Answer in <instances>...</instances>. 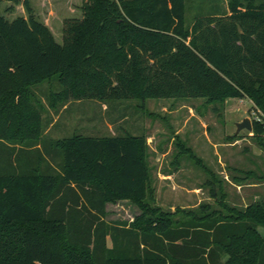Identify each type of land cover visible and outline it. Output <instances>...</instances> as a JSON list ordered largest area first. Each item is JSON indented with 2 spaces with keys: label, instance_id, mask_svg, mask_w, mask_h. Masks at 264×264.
I'll return each instance as SVG.
<instances>
[{
  "label": "trees",
  "instance_id": "obj_1",
  "mask_svg": "<svg viewBox=\"0 0 264 264\" xmlns=\"http://www.w3.org/2000/svg\"><path fill=\"white\" fill-rule=\"evenodd\" d=\"M3 1L27 16L7 19ZM80 9L58 43L29 0H0V264H264V197L164 210L153 204L144 133L46 138L40 98L56 109L246 96L264 149V1L228 0L190 21L187 0H82ZM120 200L139 213L107 220L106 205Z\"/></svg>",
  "mask_w": 264,
  "mask_h": 264
},
{
  "label": "rangeland",
  "instance_id": "obj_2",
  "mask_svg": "<svg viewBox=\"0 0 264 264\" xmlns=\"http://www.w3.org/2000/svg\"><path fill=\"white\" fill-rule=\"evenodd\" d=\"M29 2L34 16L48 26L58 43L62 41L63 20L81 17L82 0ZM227 2L187 0V20L216 6L227 9ZM10 6L7 1L1 3V13L7 19L27 16L22 4ZM40 98L46 138L57 140L73 133L112 136L125 130L144 133L150 146L147 161L153 204L164 210H197L205 203L217 208L220 200L243 208L264 197V149L252 129L237 131L243 118L252 122L260 114L246 96L226 98L222 103L192 97L148 98L143 103L136 99L70 100L56 109L49 108L42 95ZM181 141L194 156L180 151ZM106 209L109 221H130L140 211L129 200L108 203ZM259 230L264 233L263 227Z\"/></svg>",
  "mask_w": 264,
  "mask_h": 264
},
{
  "label": "water",
  "instance_id": "obj_3",
  "mask_svg": "<svg viewBox=\"0 0 264 264\" xmlns=\"http://www.w3.org/2000/svg\"><path fill=\"white\" fill-rule=\"evenodd\" d=\"M247 129V130H251L252 129V123L251 120L247 117L243 118V120L239 123H237V131L241 130V129Z\"/></svg>",
  "mask_w": 264,
  "mask_h": 264
},
{
  "label": "crops",
  "instance_id": "obj_4",
  "mask_svg": "<svg viewBox=\"0 0 264 264\" xmlns=\"http://www.w3.org/2000/svg\"><path fill=\"white\" fill-rule=\"evenodd\" d=\"M202 12H204V11H202ZM206 12V11H205ZM146 138H148V137H146ZM147 144H148V150H149V142L147 141ZM156 151L158 150V149H155Z\"/></svg>",
  "mask_w": 264,
  "mask_h": 264
}]
</instances>
